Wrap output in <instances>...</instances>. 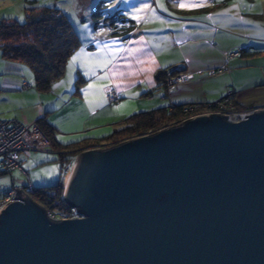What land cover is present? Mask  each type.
Listing matches in <instances>:
<instances>
[{
    "label": "water",
    "instance_id": "water-1",
    "mask_svg": "<svg viewBox=\"0 0 264 264\" xmlns=\"http://www.w3.org/2000/svg\"><path fill=\"white\" fill-rule=\"evenodd\" d=\"M246 117L83 150L64 192L80 217L52 219L16 187L0 264H264V108Z\"/></svg>",
    "mask_w": 264,
    "mask_h": 264
},
{
    "label": "crops",
    "instance_id": "crops-1",
    "mask_svg": "<svg viewBox=\"0 0 264 264\" xmlns=\"http://www.w3.org/2000/svg\"><path fill=\"white\" fill-rule=\"evenodd\" d=\"M149 1L145 4L149 7L141 5L140 9L134 10L135 16L126 14L131 16L132 30L129 34H122L119 29L116 31L111 23H101L95 29L81 12V26L75 27L82 44L69 58L65 75L54 84L63 82L62 86H53L49 91L37 88L29 66L5 59L0 50V120L16 119L37 125V120L46 116L56 127L59 139L66 144L65 141L70 143L90 132L99 137L106 136L112 130L122 128L127 117L140 111L216 102L229 88L234 89L233 94L239 104L264 106V100L259 105L242 102L243 91L264 84V76L255 71L258 56H264V35L256 38L241 35L238 40L233 30L228 31L232 20L238 18L236 15H242L244 20L246 13L262 19L264 28V13L258 12L264 11V1L218 0L214 11L211 8L206 10L204 6L196 10L193 7L181 8L176 0ZM245 5L256 10L247 12L249 8ZM202 10L212 11L209 18L193 14ZM229 40H234L236 45L239 43L241 51L235 56L240 60L228 70L229 73L226 68L217 71L223 66L224 59L223 62L207 63L201 58L196 59L199 49H205L201 47L203 43L218 49L221 44L226 49ZM77 53H80L79 58L72 61ZM160 70L191 73L193 77L190 75L192 79L189 77L169 90L167 84L157 80ZM78 79H81L80 91L74 93ZM24 82L29 86L24 87ZM108 87L119 91L122 98L109 103L106 97ZM37 127L35 147L21 153L23 169L13 170L16 173H23L27 164H34L32 161L44 163L51 157L53 160L58 157L51 141ZM66 173L64 183L67 182Z\"/></svg>",
    "mask_w": 264,
    "mask_h": 264
},
{
    "label": "trees",
    "instance_id": "trees-1",
    "mask_svg": "<svg viewBox=\"0 0 264 264\" xmlns=\"http://www.w3.org/2000/svg\"><path fill=\"white\" fill-rule=\"evenodd\" d=\"M25 10L26 18L23 22L11 18H4L0 21V50L5 59L18 61L29 66L33 70L37 88L40 91H49L65 75L68 60L73 52L81 46L82 39L67 13L60 9L39 4L38 0H28ZM117 16L118 13L111 17H104L103 10L97 11L93 14L95 18L93 26L97 29L102 22H108L110 18V23L116 28V31L119 29L122 34H129L132 30L131 20ZM103 17L104 20L101 21ZM177 73L175 70H160L157 74V80L166 84L167 76ZM80 82L81 79H78L74 93L80 91V86H78ZM194 104L197 103L140 111L127 117L122 128L114 129L106 136L99 137L94 132H90L78 136L74 141L66 144L59 139L56 127L48 121L46 116L39 118L37 125L51 141L62 164L61 170L64 171L70 161V164L73 165L76 160L73 151L108 147L134 137L178 125L183 122L187 115L204 110H193L190 111L191 113L184 111L185 107ZM237 105L247 109L257 107L243 106L238 102ZM63 179L64 174L55 184L42 187L34 186L35 190L31 192V196L49 209L57 207L63 211L68 210V204L62 198ZM48 191L55 192V195H48ZM3 194L0 193V196Z\"/></svg>",
    "mask_w": 264,
    "mask_h": 264
},
{
    "label": "rangeland",
    "instance_id": "rangeland-1",
    "mask_svg": "<svg viewBox=\"0 0 264 264\" xmlns=\"http://www.w3.org/2000/svg\"><path fill=\"white\" fill-rule=\"evenodd\" d=\"M102 1L105 2L102 3ZM216 1L218 3V0H208V2L204 5V9L207 10L208 8H211L212 11H214L216 7ZM236 1L238 2L239 0ZM257 1L262 2L264 0H257ZM27 2L28 0H0V21L3 20L4 18H9V19L11 18L23 22L26 18L25 5L27 4ZM149 2H150L149 0H144L140 2L138 0L137 1L136 0H38L39 4H45L48 6L56 7L61 11L67 13L68 17L77 27L81 26L80 25L81 12L85 13L87 18V23L89 24L94 23L95 18L93 17V14L101 10H103L104 17H111L118 13L117 16L118 18H121L122 16L123 19L125 18L129 19L131 18V16L136 15V11L134 12L135 9L137 8L140 9L141 5L148 4ZM193 8L196 10L198 7H193ZM251 10H256V9L250 8L247 10V12H250ZM212 11H210L209 13H207L205 10H202V12L194 11L193 14L199 16L206 15V17L209 18ZM258 12L264 13V11L261 10H258ZM126 14H131V16ZM237 16L238 18L232 20V26H230L229 27L230 29H228V31L233 30L235 38L239 40L241 38V35L244 38H256L257 36L261 37L264 35V28L261 25L262 19L260 20L249 13L245 14L244 20H242L243 17L242 15H236V17ZM20 17H23V19L21 20ZM104 17L101 18V21L104 20ZM216 18L217 16L214 15V20H216ZM241 22L243 24V27L241 26L242 24H240ZM102 23H110V18L108 22H102ZM200 28L202 27H198V29ZM238 44L236 45L234 40H229L228 47L226 49L221 44L218 49V48H213L210 45L206 46V43H203L201 47H205V49H199L196 55V59L201 58V60H205L206 63L214 62V61L223 62L224 59L223 66L217 68V71L219 72L220 69L221 70L227 69L226 71L227 73H229L228 70H231L234 63L240 60L239 58H235V56L231 57V53L233 51L240 50ZM224 54H226V58L224 57ZM256 63L258 66L257 67L255 66L256 67L255 71L256 70L260 71L262 76H264V56H258ZM189 74L191 75V77H193L191 73ZM232 91H234V89H232ZM243 95H244V99H242L243 96L241 99L242 102L245 103L246 105L253 104L252 102H256L257 105L263 104L261 103V101L264 100V84L256 88L243 91ZM80 152L82 151L79 150L73 151L76 157ZM32 162L34 164L30 163L25 166L26 168V170L24 171L25 173L24 172L16 173V171L1 173L0 193L3 194L4 191L7 190L6 188L11 187L13 185L16 186L25 185L26 183L29 182V180L32 181L35 187H42V186L55 184L61 179L64 172L66 171L65 169L64 171L61 170L62 164L58 157L55 160H53V157H51L50 161H46L44 163H37V162L35 163V161ZM73 166L74 164L71 166V171L73 169ZM66 174L68 175L67 176V180H68L71 172L70 173L67 172ZM54 210L56 212H60V209L57 207H54Z\"/></svg>",
    "mask_w": 264,
    "mask_h": 264
},
{
    "label": "built area",
    "instance_id": "built-area-1",
    "mask_svg": "<svg viewBox=\"0 0 264 264\" xmlns=\"http://www.w3.org/2000/svg\"><path fill=\"white\" fill-rule=\"evenodd\" d=\"M239 54H240V50L233 51L231 53V57L238 56ZM189 77L190 74L184 72H178L177 74L168 75L167 77L168 89L170 90L173 87V85L177 83H182L188 80ZM23 85L24 87H27L29 86V83L24 82ZM106 97L109 103H115L122 98V94L116 89L112 87H108ZM263 108L264 106L251 108V109L238 107L233 91L232 89L229 88L227 90V93L216 102L197 103L194 104L193 106L185 107L184 111L189 113H191L190 111L193 110L195 111L200 109H204V110L196 113H191L187 115L184 120L190 119L192 117H195L203 113H218V114L229 115L230 121H239L246 119L248 117V116L246 117V115L251 114L255 110H261ZM37 130L38 127L35 123L25 124L16 119L0 120V170L11 172L16 169H23L21 153L23 151L31 150L35 147L34 135L37 132ZM71 166L72 165L70 163L66 165L65 168L66 172L69 173L71 172ZM65 185L66 183H64V191L62 194L63 199L65 192ZM16 187L23 189L29 194H31V192L35 190V187L30 180L25 185L11 186L6 190V192L2 196H0V209L8 202L13 201L15 199L13 197L16 196V194L14 193L16 191L15 189ZM47 194L50 196H54L55 192L48 191ZM67 208L68 210L66 211L60 209V212H56L54 209L47 208V211L52 219L82 216L77 211L76 207L68 205Z\"/></svg>",
    "mask_w": 264,
    "mask_h": 264
},
{
    "label": "snow or ice",
    "instance_id": "snow-or-ice-1",
    "mask_svg": "<svg viewBox=\"0 0 264 264\" xmlns=\"http://www.w3.org/2000/svg\"><path fill=\"white\" fill-rule=\"evenodd\" d=\"M157 2L159 3L160 0H157ZM176 2L178 3V5L181 8H184V7L204 6L208 2V0H176ZM144 7H149V5H145ZM245 7H248L250 9L252 6L251 5H245ZM20 19L22 20L23 17H20ZM85 27H87V26L85 25ZM79 56H80V53H77L75 56L72 57V61H76L79 58ZM69 67L71 68V62H70ZM62 84H63V82H62ZM62 84L61 85H54V87L62 86ZM65 142L67 143V141H65Z\"/></svg>",
    "mask_w": 264,
    "mask_h": 264
},
{
    "label": "bare ground",
    "instance_id": "bare-ground-1",
    "mask_svg": "<svg viewBox=\"0 0 264 264\" xmlns=\"http://www.w3.org/2000/svg\"><path fill=\"white\" fill-rule=\"evenodd\" d=\"M70 176V175H69Z\"/></svg>",
    "mask_w": 264,
    "mask_h": 264
}]
</instances>
